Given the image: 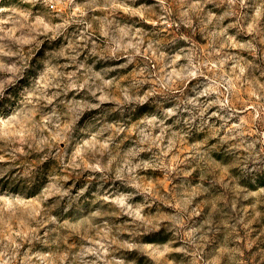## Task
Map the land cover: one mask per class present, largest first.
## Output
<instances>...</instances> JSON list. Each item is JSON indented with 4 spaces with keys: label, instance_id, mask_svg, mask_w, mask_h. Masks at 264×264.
I'll return each mask as SVG.
<instances>
[{
    "label": "rangeland",
    "instance_id": "1",
    "mask_svg": "<svg viewBox=\"0 0 264 264\" xmlns=\"http://www.w3.org/2000/svg\"><path fill=\"white\" fill-rule=\"evenodd\" d=\"M0 95V264H264V182L180 183L264 163V0H0Z\"/></svg>",
    "mask_w": 264,
    "mask_h": 264
},
{
    "label": "clouds",
    "instance_id": "2",
    "mask_svg": "<svg viewBox=\"0 0 264 264\" xmlns=\"http://www.w3.org/2000/svg\"><path fill=\"white\" fill-rule=\"evenodd\" d=\"M190 76H194L195 73H189ZM21 96L24 94V89H21ZM3 99V96L0 95V100ZM130 118V116H126L125 119ZM203 131L202 128L196 127L193 128L191 126V122H189V133L195 136L197 133ZM174 144L172 141H169V146L167 151L164 153V156L167 157V154L173 150ZM215 147V146H213ZM212 148L202 149L198 152H193L190 157H185V159L189 160V169L195 168L198 169L195 177L191 181H185L183 179L180 180V183L183 185L185 183H196L201 186L207 184L209 188H211L214 192L219 191L220 188L217 185H221L225 188L231 186L235 188L237 186H245L251 184H257L258 182H264V163H256L251 155L247 157L237 156L235 160L231 156H228L227 153L222 154L221 165L218 167H210L208 161L214 160L215 157L211 155ZM252 161V162H250ZM163 165H158V167ZM167 167V166H164ZM169 174L173 171L170 167L168 168ZM231 172V176H228L227 173ZM188 175H191V171L188 172ZM24 180L26 183L31 186V182H33L34 177H31L28 172L23 174L17 173L16 176L10 177L11 180L17 181ZM226 182V183H225ZM187 211L186 207H182L180 209L179 214H183ZM173 225H177V230L183 227V225L178 224V221L173 220ZM156 225H153L155 227ZM172 225H165V227H171ZM215 232V229H212ZM201 237V239L206 238ZM237 264H242V261L237 260Z\"/></svg>",
    "mask_w": 264,
    "mask_h": 264
}]
</instances>
